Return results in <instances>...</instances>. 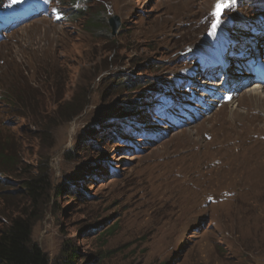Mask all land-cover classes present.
I'll return each instance as SVG.
<instances>
[{
  "label": "rangeland",
  "instance_id": "obj_1",
  "mask_svg": "<svg viewBox=\"0 0 264 264\" xmlns=\"http://www.w3.org/2000/svg\"><path fill=\"white\" fill-rule=\"evenodd\" d=\"M40 1L48 15L1 35L0 141L49 167L33 238L52 263L65 243L79 264H264V89L225 99L222 82L198 113L202 81L244 68L232 50L264 48V0H238L216 28L217 0ZM35 3L0 0V20ZM83 8L103 27L86 30ZM219 45L226 71L209 63ZM0 179L1 224L32 200Z\"/></svg>",
  "mask_w": 264,
  "mask_h": 264
},
{
  "label": "trees",
  "instance_id": "obj_2",
  "mask_svg": "<svg viewBox=\"0 0 264 264\" xmlns=\"http://www.w3.org/2000/svg\"><path fill=\"white\" fill-rule=\"evenodd\" d=\"M75 13L79 15L77 19L87 16L85 29L90 32L104 25V18L99 12H92L90 8H83ZM26 68H21L20 75L24 76ZM10 100L14 104L22 103L21 98L11 97L6 102L10 103ZM7 142L6 145L0 141V178L8 176L18 179L26 191L25 195L32 200V209L30 212L26 209L15 211L6 216L5 221L0 224V264H53L33 238L34 226L42 216L43 202L45 203L49 191V167L45 165L39 168L38 173H33L20 155L7 148L11 144L8 140ZM6 186V182L0 181V189H5ZM9 199L7 198V201ZM79 258L78 254L64 243L59 260L55 264H79Z\"/></svg>",
  "mask_w": 264,
  "mask_h": 264
},
{
  "label": "bare ground",
  "instance_id": "obj_3",
  "mask_svg": "<svg viewBox=\"0 0 264 264\" xmlns=\"http://www.w3.org/2000/svg\"><path fill=\"white\" fill-rule=\"evenodd\" d=\"M218 3V0H217V2H216V4ZM235 5V4H234ZM226 11V10H225ZM215 12H216V5H215ZM259 46L257 45V49L259 50V52H260V54H264V48L263 49H260V48H258ZM252 51H254V50H252ZM263 63H264V60H263ZM229 72V71H228ZM242 76L241 75H239V77L235 80V81H229L228 83H227V81H225L224 83H223V85H224V87L225 86H228L229 87V90H230V93H232L231 94V96H235V95H238V93H239V91H237L238 89H240L243 85H242V83H243V81L245 80V77H247L246 76V72H244V71H242ZM211 76H213V74L211 73L210 74ZM222 82H210V81H206V80H204V81H202V84L203 85H207V86H202V89H204L205 90V92H210V93H212V95H216L217 94V90H218V88H220V87H222L223 85L221 84ZM236 85V87H234ZM210 86V87H209ZM215 87H217V88H215ZM251 87L253 88V89H251V90H248V92H246V95H251V96H254L253 97V99L254 98H259V99H261V90H263L264 89V85H261V84H258V83H253L252 85H251ZM241 91H242V89H241ZM200 97H206V99L203 101L202 100V102H204V104H201L200 106H199V108H198V113H200V114H203V111H204V107L205 106H208V107H210V108H212V107H214V106H212L213 105V103H218L219 105L221 104L217 99H214L212 96H210L208 93H207V95H202V96H200ZM213 98V99H212ZM262 99H263V96H262ZM264 100V99H263ZM196 116H197V114H196ZM193 119H196V117L193 115Z\"/></svg>",
  "mask_w": 264,
  "mask_h": 264
},
{
  "label": "snow or ice",
  "instance_id": "obj_4",
  "mask_svg": "<svg viewBox=\"0 0 264 264\" xmlns=\"http://www.w3.org/2000/svg\"><path fill=\"white\" fill-rule=\"evenodd\" d=\"M235 2L236 0H218L215 12L217 23L213 25V28H216L219 25V20L224 14L225 10L230 9L235 4Z\"/></svg>",
  "mask_w": 264,
  "mask_h": 264
},
{
  "label": "water",
  "instance_id": "obj_5",
  "mask_svg": "<svg viewBox=\"0 0 264 264\" xmlns=\"http://www.w3.org/2000/svg\"><path fill=\"white\" fill-rule=\"evenodd\" d=\"M238 0H236V2H237ZM235 2V3H236ZM108 23H109V25L111 26V28H112V32H113V34H116L117 33V31H118V29H119V27H120V25H121V22H120V18H119V16L118 15H113V16H111L109 19H108Z\"/></svg>",
  "mask_w": 264,
  "mask_h": 264
}]
</instances>
